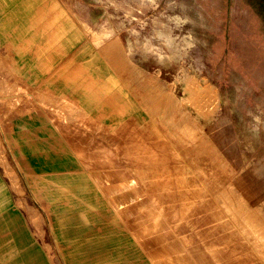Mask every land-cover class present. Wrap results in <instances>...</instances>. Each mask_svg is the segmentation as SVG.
Here are the masks:
<instances>
[{
	"label": "rangeland",
	"instance_id": "obj_1",
	"mask_svg": "<svg viewBox=\"0 0 264 264\" xmlns=\"http://www.w3.org/2000/svg\"><path fill=\"white\" fill-rule=\"evenodd\" d=\"M80 7L92 28H113L130 52L124 68L117 58L107 64L114 82L106 80L113 105L125 104L128 127L120 137L119 128L91 124L52 86L47 93L27 82V71L1 65L0 161L29 216L38 223L53 215L45 200L32 199L43 197L40 173L50 171L25 170L24 157L45 141L58 153L72 144L82 160L106 166L90 172L114 197L112 214L129 217L125 226H91L122 227L128 262L264 264V0H80ZM78 54L81 70L97 74ZM136 206L139 215L130 211Z\"/></svg>",
	"mask_w": 264,
	"mask_h": 264
},
{
	"label": "crops",
	"instance_id": "obj_2",
	"mask_svg": "<svg viewBox=\"0 0 264 264\" xmlns=\"http://www.w3.org/2000/svg\"><path fill=\"white\" fill-rule=\"evenodd\" d=\"M85 16L80 0H0V66L8 64L27 71V82L45 84L47 93L52 86V94L70 101L78 117H86L96 126L103 122L105 129L119 128L121 137L128 127L127 115L122 116L125 104L110 101L113 98L106 77L81 70V43L74 39V30L79 29L81 20L90 23ZM113 117L116 120H111ZM37 159L38 155L25 156L24 169L54 171L43 168ZM90 159L96 168L104 167L94 162L97 157ZM93 166L59 174L40 173L43 197L34 194L32 199L45 200L54 216L51 214L49 220L43 216L37 223L36 217L27 213V200L19 198L0 161V264H149L128 262L129 243L122 227L106 231L91 226L96 222L102 227L113 222L124 225L129 217L121 210L112 214L107 200L113 196L96 184L98 174L90 172ZM84 170L87 172L78 173Z\"/></svg>",
	"mask_w": 264,
	"mask_h": 264
},
{
	"label": "bare ground",
	"instance_id": "obj_3",
	"mask_svg": "<svg viewBox=\"0 0 264 264\" xmlns=\"http://www.w3.org/2000/svg\"><path fill=\"white\" fill-rule=\"evenodd\" d=\"M111 38H113V42L108 43L107 41L110 40ZM74 39H78V42L81 43V46L78 50V52L82 51L81 54V58L83 59V62L87 63L88 67L91 68L94 71H98L97 74H100V76L106 77L107 80L114 82L112 74L109 73V69L107 67V64H112L113 61L115 60V58H117L119 60L120 65L122 64L123 68L124 65L127 63L128 60V55L130 54L129 51L124 49V46L122 44V42L116 38V34H115V30L113 28H110L108 26H102V28H92L89 24L83 22L82 20L80 21V25H79V29L78 30H74ZM171 42V41H170ZM146 48V47H145ZM148 51V50H147ZM98 58V59H96ZM95 61V62H94ZM81 84V83H80ZM98 89V88H97ZM100 89V88H99ZM29 95V94H27ZM27 98L30 99L29 96H27ZM96 98V97H95ZM99 98V97H98ZM113 98V96H112ZM111 99V98H110ZM109 99V100H110ZM39 100V99H38ZM50 100V99H49ZM34 101V99H33ZM104 101V100H103ZM112 102H116L114 99L110 100ZM28 102V101H27ZM32 102V100H31ZM40 102V101H39ZM49 102V101H48ZM101 102V101H100ZM106 103V101H104ZM33 103V102H32ZM42 103V102H41ZM46 104V103H45ZM48 107V106H47ZM119 107V106H118ZM121 107V106H120ZM55 108V107H54ZM50 109V108H49ZM58 109V108H57ZM54 109V110H57ZM32 110V109H31ZM62 110V108L60 109ZM59 111V110H58ZM57 111V113H59ZM118 111V110H117ZM54 112V111H53ZM62 112V111H61ZM61 112L59 114H61ZM65 113V112H64ZM67 113V112H66ZM63 114V113H62ZM61 114V115H62ZM116 114V113H115ZM53 116V114H51ZM58 115V114H57ZM56 115V116H57ZM68 115V114H65ZM46 116V115H44ZM55 116V115H54ZM55 116V117H56ZM60 116V115H59ZM57 116V117H59ZM47 117V116H46ZM62 116H60L59 118L61 119ZM66 117V116H65ZM68 118V116L66 117ZM70 119V118H69ZM72 119V118H71ZM63 123V121H62ZM71 124V123H69ZM71 127V126H70ZM80 127V126H78ZM74 128V127H73ZM76 128V127H75ZM71 129V128H70ZM77 129V128H76ZM75 130V129H74ZM69 131V130H68ZM76 131V130H75ZM74 132V131H73ZM71 133V132H70ZM77 134V132H75ZM65 134V133H64ZM86 134V133H85ZM102 135V134H101ZM67 136V135H66ZM75 136V135H74ZM85 136V135H83ZM28 137V136H27ZM88 137V136H87ZM63 138V137H62ZM60 138V139H62ZM77 138V137H76ZM75 138V139H76ZM81 138V135H80ZM85 138V137H83ZM98 138V137H97ZM82 139V138H81ZM80 139V140H81ZM63 140V139H62ZM100 141V140H99ZM151 141V140H150ZM61 141H56L57 143H60ZM39 143H43V141H40ZM45 143L47 145V147L45 146ZM44 146H42V148L38 151L37 149L34 151V153H39V159H37V163L41 164L43 168L48 167H52L54 171H50L49 174H54V173H65V172H74L76 169L80 168L79 165L80 163H83L84 166L90 167L93 166L92 160L90 158H88V155H84L85 160H82L84 158L81 157V153L84 154L78 147L76 146H72V144H69L70 146L68 147V145L66 146V148H64L60 153L54 151V144L50 141H45ZM67 143V142H65ZM75 144V143H74ZM82 144V143H81ZM71 147V149H70ZM45 152H41L40 151H44L45 149H48ZM83 149V148H82ZM86 149V148H85ZM87 150V149H86ZM72 151V152H70ZM75 154V155H74ZM82 159H81V158ZM81 161H86L81 162ZM82 164V165H83ZM99 165H102L101 163H98ZM107 164V163H106ZM106 167V166H105ZM104 167V168H105ZM108 167V166H107ZM111 167V166H110ZM100 168V167H99ZM103 168V169H104ZM48 169V168H47ZM102 169V170H103ZM106 169V168H105ZM104 169V170H105ZM98 170V169H97ZM85 171V170H84ZM94 171V170H93ZM109 171V170H108ZM122 173V172H121ZM104 174V173H103ZM109 180V179H108ZM117 182V181H116ZM104 183V182H103ZM102 183V184H103ZM101 184V185H102ZM116 184V183H115ZM139 184V183H138ZM113 185V183H112ZM106 186V183L105 185ZM101 187V186H100ZM108 187V186H107ZM118 187V186H116ZM119 189V188H118ZM118 189L116 190L118 192ZM121 189V188H120ZM114 191V189H113ZM115 191V192H116ZM121 195V194H120ZM125 196V195H124ZM129 196V195H127ZM151 197V196H150ZM154 197V196H153ZM111 198V197H110ZM109 198V199H110ZM114 198V197H113ZM124 199V198H123ZM126 199V198H125ZM128 199V197H127ZM107 200V199H106ZM113 200V199H112ZM115 200V199H114ZM130 200V199H129ZM123 201V200H122ZM127 201V200H126ZM110 204V200L108 201ZM127 203V202H126ZM132 203V202H131ZM121 204V203H120ZM125 204V203H123ZM122 204V205H123ZM130 204V202H129ZM135 205V203H133ZM119 205V204H118ZM133 205V206H134ZM137 205V204H136ZM140 206V205H139ZM164 206V205H163ZM128 207V205H127ZM124 205V208H127ZM131 207V206H130ZM137 206L135 207V209H130L131 210H135L136 211ZM129 209V208H128ZM127 209V210H128ZM131 211V213L137 214L135 212ZM123 213V212H122ZM144 213V212H143ZM147 214V213H145ZM139 215V213L137 214ZM143 216V214H141ZM134 216V215H133ZM256 216V215H255ZM147 218V216H145ZM258 217V216H257ZM119 218V216H118ZM144 218V217H143ZM121 219V218H119ZM257 221L260 222V219L258 220V218L256 219ZM120 221V220H119ZM262 221V220H261ZM133 222V221H132ZM257 222V223H259ZM122 223V222H121ZM131 223V222H130ZM144 225V224H143ZM154 225V224H153ZM129 226L132 227V225L129 224ZM142 226V225H141ZM130 227V229H131ZM139 228V227H138ZM137 228V231H138ZM156 228V227H155ZM140 229V228H139ZM142 229V228H141ZM145 229V228H144ZM136 230L133 229V231ZM146 230V229H145ZM153 230V229H152ZM141 231V230H140ZM139 231V232H140ZM147 231V230H146ZM156 231H154L155 233ZM142 233V231H141ZM144 233V232H143ZM147 233V232H146ZM153 233V232H152ZM151 234V233H150Z\"/></svg>",
	"mask_w": 264,
	"mask_h": 264
}]
</instances>
